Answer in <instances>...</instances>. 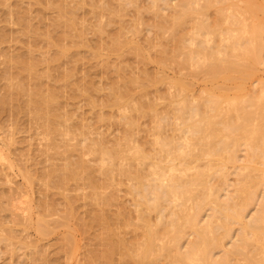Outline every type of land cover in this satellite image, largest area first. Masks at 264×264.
Returning <instances> with one entry per match:
<instances>
[{
  "label": "bare ground",
  "instance_id": "1",
  "mask_svg": "<svg viewBox=\"0 0 264 264\" xmlns=\"http://www.w3.org/2000/svg\"><path fill=\"white\" fill-rule=\"evenodd\" d=\"M113 1L0 0L25 37L21 50H5L10 34L0 27V117L13 118H0V178L16 172L23 183L0 187V255L25 249V264H264V0ZM82 51L106 85L87 65L76 74ZM73 97L94 122L74 118ZM20 114L38 127V164L29 151L23 162L12 156ZM30 230L54 235L55 255L28 241Z\"/></svg>",
  "mask_w": 264,
  "mask_h": 264
},
{
  "label": "rangeland",
  "instance_id": "2",
  "mask_svg": "<svg viewBox=\"0 0 264 264\" xmlns=\"http://www.w3.org/2000/svg\"><path fill=\"white\" fill-rule=\"evenodd\" d=\"M74 1V2H73ZM77 0H68V2H70L71 4H72V2L73 3H75ZM112 1V0H111ZM117 0H115V1H113V2H116ZM23 2V6H25L26 5V1H22ZM13 3H15V2H13ZM36 6V5H35ZM35 6H31V8L32 9H36V7ZM33 7H35V8H33ZM6 6H4V4L2 3V2H0V27L1 28H7L6 29V32L8 33V38H7V40H4V42H1V46L5 49V48H8V47H10L9 49H12V50H15V51H17V50H21V48H18V47H22L23 45H25V42H24V44H22V42L24 41L23 39H19V37L21 36V35H19V33H18V31H17V24L16 23H12V22H10V21H8L7 19V16L6 15H4V12L6 11ZM84 9V8H83ZM83 9H80V10H82V12H83ZM33 11H35V10H33ZM32 11V12H33ZM31 12V13H32ZM36 12V11H35ZM50 13V12H49ZM84 13H85V16H86V18H87V13H86V11H84ZM32 14H34V13H32ZM52 14V13H51ZM50 14V15H51ZM130 14V13H129ZM129 14H127L126 16H124V17H127V18H129ZM89 15V14H88ZM33 17V20L36 22V20L34 19V17H35V14H34V16H32ZM7 18V19H6ZM49 19L50 18V16H49V14H47L46 15V18L45 19ZM45 19H44V21H45ZM47 19V20H48ZM88 19H89V16H88ZM91 19V18H90ZM46 20V21H47ZM49 21V20H48ZM17 28V29H16ZM9 29V30H8ZM2 30V29H1ZM0 30V31H1ZM5 30V29H4ZM13 30V31H12ZM144 30V29H143ZM8 31H10V33L8 32ZM145 31V30H144ZM143 31V32H144ZM16 34V35H15ZM141 34V38L140 39H142V37H144L145 36V33H140ZM144 36H143V35ZM15 35V36H14ZM87 35V36H86ZM17 36V37H16ZM16 37V39H14ZM24 39H25V37L24 36H22ZM22 37H20V38H22ZM93 37H94V35L92 36V32L91 31H87L86 32V34H85V38L87 39V40H89V41H91V39L93 40ZM91 38V39H90ZM22 40V41H21ZM43 40V39H42ZM38 41L37 42V44H38V46H40L39 48L40 49H43V48H45V41L43 42V41ZM2 48V49H3ZM15 48V49H14ZM23 48V47H22ZM6 50V49H5ZM38 50V49H37ZM37 50H36V52H37ZM83 50V49H82ZM84 51V50H83ZM83 51L82 52H80L81 54H80V56H79V58H78V60L77 61H75L76 62V64L78 63L79 65H76V67L77 66H80V67H78L77 69V73L76 74H78V75H81V73L83 72L82 71V69L81 68H83V70H84V67L87 65V67H88V71L90 72L88 75L90 76V78L92 79V78H94V81H95V83L96 84H98L99 83V85L101 84V85H106V83H104V82H106V79H105V75H103L102 74V72H98L99 71V69H97V68H95L96 66H94L95 65V61H91V60H93V58L92 59H90L89 58V56H88V54H86L85 52L83 53ZM83 54H85V55H87L86 57L87 58H85V56H84V58H83ZM128 58H130V57H128ZM3 57L2 56H0V72H1V69L4 67L3 66ZM130 59H132V58H130ZM129 59V60H130ZM86 60H89V62L88 61H86ZM86 61V62H85ZM91 61V62H90ZM79 62H81V63H79ZM130 63L132 62V61H129ZM88 63V64H87ZM81 64V65H80ZM89 65V66H88ZM154 64H151L150 65V67L151 66H153ZM3 66V67H2ZM94 66V67H93ZM155 66V65H154ZM153 66V67H154ZM167 70V73L168 74H172V69H166ZM81 72V73H80ZM258 73H260V74H263L264 73V66L263 65H261L260 66V68H259V71H258ZM103 75V76H102ZM91 76H93V77H91ZM1 77V76H0ZM103 79V80H102ZM3 80V78L1 77L0 78V93L3 91V84H4V82L2 81ZM93 80V79H92ZM99 80V81H98ZM198 81H200V80H198ZM197 81V86H199V84H203V82L202 81H200V82H198ZM51 82V81H50ZM53 82V84L55 83L54 81H52ZM52 84V83H51ZM72 100V101H71ZM84 99H82L81 97H73V98H69V101L70 102H72V104L71 105H69V107L70 106H72L73 104V107H71V109L72 110H74V113H73V115H74V118H78V119H80L81 118V116H82V118H83V120H85V119H87L89 122H94V117H92L93 115H94V112H93V110L92 111H88V110H90V108L88 109V105L86 106V103H85V101H83ZM78 105V106H76V105ZM74 108V109H73ZM92 112H93V114H92ZM10 114H3V117L1 118V122H5V123H7L8 124V122L9 121H11V122H13V118H9V117H11V115L9 116ZM0 116H2V114L0 113ZM75 116H77V117H75ZM85 116V117H84ZM20 117H21V119L23 118V121H21V120H19L20 118H18V122H20V124L18 123V125H15L16 126V130H15V138H16V144H15V146H13L14 148H13V155L12 156H15L14 158H16V159H18L17 161H19V159H21L20 161L21 162H23V160H24V157H25V151L27 152V151H29V152H31L30 154H31V160H33L34 159V162H36V164H38V161L39 160H42L41 158H42V154H40V151H39V148L41 147V145L39 144V143H41L40 142V140L38 139V137H37V133H36V131H37V128H36V125L33 127V125L31 126H27V124L25 125L23 122H25L24 120H25V116H23V115H21L20 114ZM3 120V121H2ZM4 120H6V121H4ZM86 120V121H87ZM142 120V122L144 123V121H146V119H141ZM2 123V124H3ZM4 123V124H5ZM142 123V124H143ZM5 126H12V125H5ZM115 127V126H114ZM112 125H99V129L101 130V131H104V132H107V134H109V136H112L113 134H115V132L117 131V129L116 128H114ZM34 128H36V130L34 129ZM97 128V129H98ZM29 129V130H28ZM39 130V129H38ZM32 132V133H31ZM35 133V134H34ZM1 135H3V132H2V134ZM30 135H32V136H30ZM36 136V137H35ZM18 140V141H17ZM37 141V142H36ZM18 142V143H17ZM33 142V143H32ZM32 143V144H31ZM28 144H30V145H28ZM40 145V146H39ZM28 146V147H27ZM20 147V148H19ZM25 147V148H24ZM37 147V148H36ZM39 147V148H38ZM14 150H16V152H14ZM19 151V152H18ZM23 151V152H22ZM28 154V153H27ZM29 154V155H30ZM24 155V156H23ZM42 155V156H41ZM34 156V157H33ZM22 157V158H21ZM35 159H36V161H35ZM38 160V161H37ZM40 163H43L42 161H40ZM35 164V165H36ZM40 166H41V164H39ZM38 166V165H37ZM231 177H232V175H230ZM22 177H20V175L18 174V173H16V172H13V174L11 175V180H10V182H8V183H4L2 180H1V178H0V187L1 188H6V189H8V187H9V185H10V188H12V189H21V188H23V183H22V179H21ZM3 182V183H2ZM6 186V187H5ZM20 186V187H19ZM39 184H34V188H32V190L34 189V192L32 193V197H34V202H35V200H38V198H39V196L41 195L40 193H39ZM120 187L122 188L121 189V191H120V197H121V199L122 200H124L125 202H127V203H129V195L128 194H125L124 193V190H123V188H124V185H120ZM74 189V188H73ZM73 189H71V191L70 192H73V194L75 193L76 195H77V192H80L79 193V195H81V191H79V190H77V191H75V190H73ZM37 190V191H36ZM39 196H38V195ZM74 194V196H76ZM58 195V194H57ZM38 197V198H37ZM81 196H79V198L77 199L76 198V205H77V207H78V210H80V212H81V210L84 208V207H82V204H84V201H83V199L82 198H80ZM35 198H37V199H35ZM55 198H56V196H55ZM56 201L59 203H57V206H58V208H59V211L61 210V208H62V200H61V198L58 196L57 198H56ZM83 201V202H82ZM37 202V201H36ZM84 206V205H83ZM53 216H55V215H53ZM51 238V239H50ZM50 238L48 239V238H40V239H38V235L33 231V230H30L29 231V234H28V237H27V240L28 241H31V243L33 242V241H38L40 244H42V246L46 249V251H47V254L51 257V255L53 256V255H55V253L57 252V246H58V242H57V240L54 238V235H52V236H50ZM25 249H20V250H17V252H16V254L14 255V256H12V257H9L6 253H2L1 255H0V264H20V262H19V260L21 261V260H25ZM18 253V254H17ZM80 256V255H79ZM71 262L73 263L74 262V260H71ZM24 264H25V261L23 262ZM38 264H42V263H40V262H38Z\"/></svg>",
  "mask_w": 264,
  "mask_h": 264
}]
</instances>
